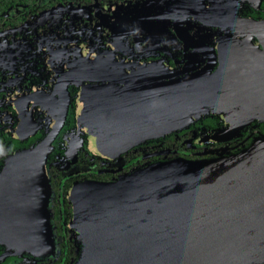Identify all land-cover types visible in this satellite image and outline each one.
<instances>
[{
  "label": "flooded vegetation",
  "instance_id": "obj_1",
  "mask_svg": "<svg viewBox=\"0 0 264 264\" xmlns=\"http://www.w3.org/2000/svg\"><path fill=\"white\" fill-rule=\"evenodd\" d=\"M214 16L229 21L213 24ZM237 16L260 24L234 23ZM258 70L264 0H0V220L28 219L7 207L18 202L22 180L23 169L11 167L44 143L52 238L47 255H33L2 242L0 223V264L75 262L68 196L79 182H115L157 161L229 155L263 136L264 124L246 114L253 88L263 85L252 78ZM166 71L172 91L208 97L196 118L124 153L98 154L91 129L139 118Z\"/></svg>",
  "mask_w": 264,
  "mask_h": 264
},
{
  "label": "water",
  "instance_id": "obj_2",
  "mask_svg": "<svg viewBox=\"0 0 264 264\" xmlns=\"http://www.w3.org/2000/svg\"><path fill=\"white\" fill-rule=\"evenodd\" d=\"M211 19L220 26L229 21ZM233 22L260 24L239 16ZM167 73L158 74L163 77L156 79L152 101L140 105L139 118L120 117L129 124L91 129L98 154L124 153L146 138L181 131L196 118L191 115L208 97L172 91ZM252 78L263 85L253 88L247 120L264 124V72ZM43 145L20 153L19 164L11 167L23 170L18 202L7 207L28 219L0 220L2 242L33 255H47L52 246ZM68 201L77 239L73 264H264V135L233 154L157 161L111 183L79 182Z\"/></svg>",
  "mask_w": 264,
  "mask_h": 264
}]
</instances>
